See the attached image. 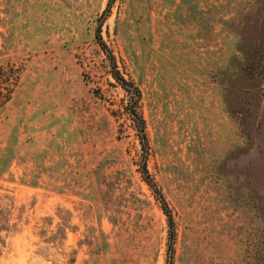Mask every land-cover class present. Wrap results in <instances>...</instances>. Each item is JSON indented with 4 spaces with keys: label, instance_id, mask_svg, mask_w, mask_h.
I'll list each match as a JSON object with an SVG mask.
<instances>
[{
    "label": "rangeland",
    "instance_id": "rangeland-1",
    "mask_svg": "<svg viewBox=\"0 0 264 264\" xmlns=\"http://www.w3.org/2000/svg\"><path fill=\"white\" fill-rule=\"evenodd\" d=\"M263 13L0 0V264H264Z\"/></svg>",
    "mask_w": 264,
    "mask_h": 264
},
{
    "label": "trees",
    "instance_id": "trees-1",
    "mask_svg": "<svg viewBox=\"0 0 264 264\" xmlns=\"http://www.w3.org/2000/svg\"><path fill=\"white\" fill-rule=\"evenodd\" d=\"M262 26H263V31H264V13L262 15ZM96 38L99 42V44L101 45V47L103 49H105V44L100 36L99 31L96 34ZM259 63V62H258ZM263 69H264V65H263ZM113 77L116 79V81H118L121 85V87L127 91V92H131L132 96H138L139 95V91L133 87V83L126 80L125 78H123V76H121L118 72H114ZM11 79L8 70L5 71L3 69V67L0 66V95H1V84L3 81L9 82ZM133 114V119L136 120V122L139 123V128L141 131H143V118L139 115L136 114V112L133 110L132 112ZM144 137V136H143ZM142 176L144 181L148 184V186L150 187V189L152 190V192L155 194L156 199L160 202L161 207L163 209V212L165 213L166 217H167V221H168V227H169V233H168V245H167V251H168V260H167V264H171V257H172V253H173V238H174V222L171 218V214L170 211L168 210V207L166 205V202L164 201L163 197L161 196V194L158 192L153 180L149 177V174L147 172L145 163L142 164Z\"/></svg>",
    "mask_w": 264,
    "mask_h": 264
}]
</instances>
